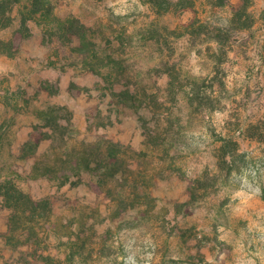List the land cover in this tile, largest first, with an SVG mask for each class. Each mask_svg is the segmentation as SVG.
I'll return each instance as SVG.
<instances>
[{
	"label": "rangeland",
	"instance_id": "1",
	"mask_svg": "<svg viewBox=\"0 0 264 264\" xmlns=\"http://www.w3.org/2000/svg\"><path fill=\"white\" fill-rule=\"evenodd\" d=\"M4 4L0 264H264V0ZM102 139L130 170L41 176Z\"/></svg>",
	"mask_w": 264,
	"mask_h": 264
},
{
	"label": "trees",
	"instance_id": "2",
	"mask_svg": "<svg viewBox=\"0 0 264 264\" xmlns=\"http://www.w3.org/2000/svg\"><path fill=\"white\" fill-rule=\"evenodd\" d=\"M46 1L47 0H33V4L36 7V10L41 9L42 6L46 4ZM228 1L229 0H212V2H214V4L217 6L225 5L228 3ZM4 3L5 0H2V4L0 3V20L7 17V14L5 12V10L7 9L5 7L7 4ZM9 8L10 10L12 9L11 4ZM61 28L62 29L67 28V30L68 31L70 30L72 35L76 36L77 38H80L82 34V29H80V27H78L77 24H75V21L71 22L70 25L63 23ZM83 35L84 33L82 34V36ZM217 36L222 38L221 34H218ZM32 143H33L32 141L27 142L25 149L31 147ZM226 145L229 147L231 146L228 142ZM122 148L123 146L120 143H115L107 139L106 140L102 139L100 141L88 142V143L84 141L83 145L80 148L74 147L72 153L68 154L66 160H64L61 157H56L55 161L57 167L55 165H51V166L49 165V167L46 168L45 172L41 176L49 177V178L58 177L52 173L53 172L51 169L52 167V168H57L58 171L63 172V175H61V177L64 178H69L70 176H72V174L77 175L83 172H92L96 174H101L99 176L102 177L113 178L117 176L118 173L125 172L126 170L131 169L130 165L127 164V159H126L127 157L124 155L126 151L123 150ZM232 151H235V148ZM61 169H63V171ZM69 170L72 172H69ZM201 184H202L201 186L203 187L206 186V184L204 183ZM17 195L19 197L12 194L9 195V201H12L14 199L18 201L20 200L21 197L25 198V195L23 193H19ZM27 199L29 200V197H27ZM33 203L38 204L37 202H33ZM33 208L36 209L34 205Z\"/></svg>",
	"mask_w": 264,
	"mask_h": 264
}]
</instances>
